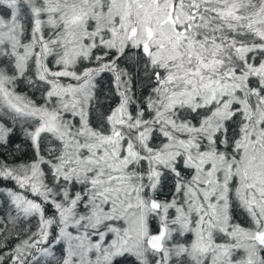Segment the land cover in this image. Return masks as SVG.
Wrapping results in <instances>:
<instances>
[{"label": "snow or ice", "instance_id": "1", "mask_svg": "<svg viewBox=\"0 0 264 264\" xmlns=\"http://www.w3.org/2000/svg\"><path fill=\"white\" fill-rule=\"evenodd\" d=\"M0 264H264V0H0Z\"/></svg>", "mask_w": 264, "mask_h": 264}]
</instances>
